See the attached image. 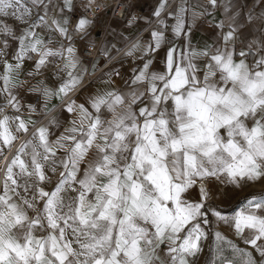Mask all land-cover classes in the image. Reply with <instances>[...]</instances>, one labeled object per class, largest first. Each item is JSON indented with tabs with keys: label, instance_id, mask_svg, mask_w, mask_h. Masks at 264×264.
I'll use <instances>...</instances> for the list:
<instances>
[{
	"label": "snow or ice",
	"instance_id": "6c2138e0",
	"mask_svg": "<svg viewBox=\"0 0 264 264\" xmlns=\"http://www.w3.org/2000/svg\"><path fill=\"white\" fill-rule=\"evenodd\" d=\"M168 4L160 0L154 10L159 22L149 38L117 60L122 49L110 41L98 54L85 45L82 56L44 38L48 28L72 40L74 0H0V264H193L213 219L252 249L217 231L213 264H258L253 252L264 264V193L245 197L232 215L214 203L223 189L264 182V28L254 24L264 23V12L224 5L225 19L214 23L221 36L200 47L192 43L195 21L212 15L208 5L221 7L218 0H204L199 12L183 0L171 25L160 19ZM84 7L113 16L125 7L129 35L120 37L128 42L139 32L130 3ZM94 24L79 18L74 32L84 39ZM249 26L259 35L245 45ZM169 28L183 47L168 40ZM129 58L142 63L121 89L118 66ZM21 89L35 103L25 108ZM53 101L66 115L34 118L53 112Z\"/></svg>",
	"mask_w": 264,
	"mask_h": 264
},
{
	"label": "crops",
	"instance_id": "0c3cea01",
	"mask_svg": "<svg viewBox=\"0 0 264 264\" xmlns=\"http://www.w3.org/2000/svg\"><path fill=\"white\" fill-rule=\"evenodd\" d=\"M56 3H60L61 0H55ZM183 2V0H169V4L165 12L162 14L160 19H164L167 21L169 25L174 23V20L170 18V14L174 13L177 6L180 5ZM204 2V0H186L185 6L189 9H195L196 11H202L201 4ZM75 3V8L74 10L69 14V20L70 23L68 25V30H69V36L72 37V40H66L63 37H61L58 33L48 29L44 28L42 29V33L44 38L51 39V47L53 49L58 48L61 44L67 46L69 44H72L81 54V51L83 47L90 42L93 41H100L101 45L103 44L104 41H110L112 43H116L117 47H120L121 49L124 48L129 44V42L140 39V40H147L149 38V34L152 29L156 28L158 25V20L154 17L153 13L154 10L157 9L158 4L160 3V0H150L146 2H131V9L132 12L140 17L141 19L137 21V24L134 25V28H139V32H137L133 37L131 41L125 42L122 40L120 37L119 33L121 31H124V35L128 36L129 33L124 30L123 28V20H120V23L117 24L114 22L116 20L115 18L113 20L108 18V12H100L96 13L97 18L94 19L95 24L89 31V35L85 37L84 39H81L79 36H77L74 32V25L77 23L79 18L82 17H87V13H92L91 10H85L84 5L87 3V0H74ZM218 3L221 5L219 8H212L211 5H208L207 10L208 12L212 13V15H205L203 17H198L195 21V26L192 29V43L193 45L200 46L202 47L206 42L207 43H213L216 41L220 36L221 32L218 28L214 26V23H218L220 20L225 19V16L223 14V6L224 5H239L244 13H247L249 10L254 11V14L256 16H259L261 12H264V3L261 2V0H218ZM59 15V13H57ZM213 16L215 17V21H213ZM88 18V17H87ZM36 19L35 14L33 15V20ZM89 19V18H88ZM146 19H151L152 23L147 24L145 23ZM91 20V19H90ZM187 23L191 24V18H190V12L188 13L186 17ZM254 24L257 27L264 28V23H261L259 20H254ZM150 26V27H149ZM149 27V28H148ZM148 28L147 30H145ZM110 29H115L116 30V35H112ZM145 30V31H144ZM228 29L225 28L224 32H227ZM259 33H256L252 30L251 26L245 29V45L250 42L253 38L258 36ZM166 36L168 40L171 43H174L177 47H183L184 45V38L183 37H175L174 34L171 32L170 28L166 32ZM11 48L9 51H12L16 48V44L14 41H10ZM237 44L239 45V41H237ZM0 47H2V44H0ZM256 45H253V48L256 49ZM162 55V53H161ZM11 57V56H10ZM136 61V60H135ZM57 62H61L57 60ZM87 63V61H85ZM129 60H125L123 67L126 66V70H128V75L129 80L132 76V68L133 66L128 65ZM137 65L141 64L142 62L136 61ZM34 62H27L24 65L23 72L21 74V79L26 78L25 74L32 69V65ZM115 63V62H114ZM162 64V61L160 58H157V66H160ZM111 66V65H110ZM122 67L118 66V69ZM53 70L50 69L45 73V79L48 82H51L53 79ZM101 75V72L98 73L97 77ZM39 79V77L37 78ZM61 79H63V74H61ZM126 81V80H125ZM125 81H122L119 77H116V84L121 88H125ZM31 83H35L36 80L31 79ZM93 83L88 84V87H92ZM95 87H103V85L96 84ZM20 98L21 99H29L33 100L35 97L24 91L23 89L20 90ZM80 100H83V97H80ZM35 103V101L31 102ZM57 106L54 110V112L50 113L47 115V118H44V116H37L35 117L36 119H39L41 123H46L48 119H50L52 116H57V115H66V113L63 112L62 107L59 104V101H53ZM51 106V105H50ZM27 107V106H26ZM27 114V113H26ZM46 117V116H45ZM248 192H253V191H264V182H256V183H249L248 185ZM256 193V192H254ZM257 194V193H256Z\"/></svg>",
	"mask_w": 264,
	"mask_h": 264
},
{
	"label": "rangeland",
	"instance_id": "374dc122",
	"mask_svg": "<svg viewBox=\"0 0 264 264\" xmlns=\"http://www.w3.org/2000/svg\"><path fill=\"white\" fill-rule=\"evenodd\" d=\"M9 59H11L10 56H9ZM2 70H3L2 65H0V71ZM21 100L25 102V108L27 106V103H31L32 101L33 102L35 101V99L33 100L21 99ZM0 103H3V100H0ZM26 115L27 114L25 111V116ZM19 142L20 140L16 142V145ZM0 179H2V176H0ZM214 187H219V186L216 185ZM223 191H226L227 195L223 196L222 198L216 199L214 203L218 204L221 209H224L225 214H228V215H232L234 212L239 211L240 205L245 197H251L253 194H256V193L257 194L264 193V191L248 192V186H245L242 191L241 190L233 191L231 189H223ZM237 202H239V204L236 206L235 204H237ZM205 227L209 231V235H208L207 240L202 241L203 251L198 255V257L193 259V264H213V261L216 255L215 250H214L215 243H216L214 233L217 231L221 232L224 235V237H226V239L232 240L233 242H235L240 248H246L247 250L252 251L251 246L245 245L242 242V240L235 234L233 227L229 225H225L223 223L217 224L214 221V219L210 227L209 226H205ZM229 254H230V250L225 252V256H228ZM253 255L255 256L259 264V261L261 258L255 252H253Z\"/></svg>",
	"mask_w": 264,
	"mask_h": 264
},
{
	"label": "built area",
	"instance_id": "2783aa9c",
	"mask_svg": "<svg viewBox=\"0 0 264 264\" xmlns=\"http://www.w3.org/2000/svg\"><path fill=\"white\" fill-rule=\"evenodd\" d=\"M146 1H150V0H116V2H117L118 4H121V5L129 4V3H131V2H141V3H143V2H146ZM127 11H128L127 8H125V7H120V8L116 11L115 15L113 16V15L109 12L108 9L101 8L100 11H99L98 13H100V12H108V18H109V19L113 20V19L115 18V19L123 20L124 16L127 14ZM86 15H87V17H88L89 19L94 20V19L97 18V15H98V14L87 13ZM149 27H150V26H149ZM149 27H148V28H149ZM148 28H146L145 30H147ZM145 30H144V31H145ZM132 42H134V40L131 41V42H129V44H128L127 46H125L124 48H122L121 53L117 56V60L120 59V57L123 55V51L127 50V48L130 47V44H131ZM87 45H94L95 47H94V48H93V47H90V48H89V51H90V52H93L94 54H98L99 48L101 47V42H100V41H93V42H90V43L87 44ZM81 55H82V56H85V55H86V53H85V46L83 47V49H82V51H81ZM128 60H129V62H128L127 67L137 65V62H136L135 60H132V59H130V58H129ZM86 61H87V60H86ZM27 62H33V61L29 60V61H27ZM114 62H115V61H114ZM109 66H110V65H109ZM102 67H103V65H102ZM126 69H127L126 66H125V67H122V68H120V69H118V70L120 71V73L122 74V76H118V77H119L122 81H125V80H127V79L129 78L128 70H126ZM99 72H100V71H98V72L96 73V77H97V75H98ZM96 77H91V76H89V77H88V84L93 83V81L96 79Z\"/></svg>",
	"mask_w": 264,
	"mask_h": 264
},
{
	"label": "bare ground",
	"instance_id": "6f19581e",
	"mask_svg": "<svg viewBox=\"0 0 264 264\" xmlns=\"http://www.w3.org/2000/svg\"><path fill=\"white\" fill-rule=\"evenodd\" d=\"M53 112H54V111H53ZM53 112H52V113H53ZM45 118H47V116H46ZM41 122H42V121H41ZM22 142H23V138H21L20 142H19V143H17V145H16V146H17V147H19V144H20V143H22Z\"/></svg>",
	"mask_w": 264,
	"mask_h": 264
},
{
	"label": "trees",
	"instance_id": "16d2710c",
	"mask_svg": "<svg viewBox=\"0 0 264 264\" xmlns=\"http://www.w3.org/2000/svg\"><path fill=\"white\" fill-rule=\"evenodd\" d=\"M239 204V202H237V204H235L236 206Z\"/></svg>",
	"mask_w": 264,
	"mask_h": 264
}]
</instances>
